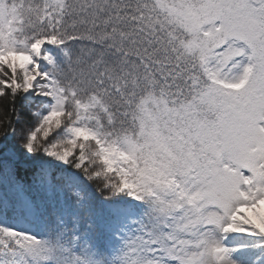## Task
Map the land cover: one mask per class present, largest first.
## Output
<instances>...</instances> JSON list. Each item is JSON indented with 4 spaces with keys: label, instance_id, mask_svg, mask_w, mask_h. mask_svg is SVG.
<instances>
[{
    "label": "snow or ice",
    "instance_id": "obj_1",
    "mask_svg": "<svg viewBox=\"0 0 264 264\" xmlns=\"http://www.w3.org/2000/svg\"><path fill=\"white\" fill-rule=\"evenodd\" d=\"M4 96L0 264H264V0H0Z\"/></svg>",
    "mask_w": 264,
    "mask_h": 264
},
{
    "label": "trees",
    "instance_id": "obj_2",
    "mask_svg": "<svg viewBox=\"0 0 264 264\" xmlns=\"http://www.w3.org/2000/svg\"><path fill=\"white\" fill-rule=\"evenodd\" d=\"M24 102L20 100L18 97L15 102V109L17 111V114L20 117V122L17 123L15 119V115L10 111V109L13 107L11 100L7 97H0V142H3V136L4 132L7 129V121L12 122V126L15 127L17 130H19L22 126H25L29 122L33 120V116L29 112L28 107L23 106ZM32 111H35L38 107V102L34 103L32 106ZM55 135V131L50 135L49 139H51ZM11 144L19 145L22 143V141H19L18 138H12L8 142Z\"/></svg>",
    "mask_w": 264,
    "mask_h": 264
}]
</instances>
